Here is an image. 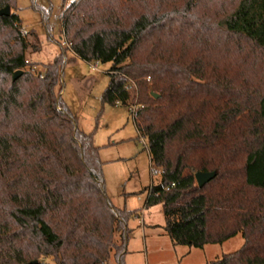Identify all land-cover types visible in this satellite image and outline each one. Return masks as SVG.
Here are the masks:
<instances>
[{"label":"trees","instance_id":"obj_1","mask_svg":"<svg viewBox=\"0 0 264 264\" xmlns=\"http://www.w3.org/2000/svg\"><path fill=\"white\" fill-rule=\"evenodd\" d=\"M6 6L14 11L0 15V264H123L138 211L114 206L100 147L62 100L64 54L40 78L27 58L40 40L23 30L16 0H0ZM32 6L50 32L48 13ZM226 9L76 0L60 21L76 57L111 63L103 103L128 104L126 86L137 84L131 114L162 170L144 206L161 205L173 243L203 247L241 233L244 244L213 264H264L263 85L216 74L223 53H264V0ZM197 171L215 176L199 187Z\"/></svg>","mask_w":264,"mask_h":264},{"label":"rangeland","instance_id":"obj_2","mask_svg":"<svg viewBox=\"0 0 264 264\" xmlns=\"http://www.w3.org/2000/svg\"><path fill=\"white\" fill-rule=\"evenodd\" d=\"M76 0H16V13L23 27L35 31L40 40V50L30 54L28 60L33 69L46 71L44 66L61 53L66 60L61 73L63 84L62 100L77 117L79 129L93 134L94 144L99 148V157L103 162L102 173L105 178L106 192L116 207L138 211L128 225L131 234L124 255L123 264H213L224 255L238 250L244 244L241 233L223 243L206 244L203 247L175 245L165 231V219L160 204L144 206L148 190L157 183L160 176L155 174L146 140L138 130L131 106L137 101V84L128 82L131 100L128 104L117 103L110 106L102 102L101 95L108 86V70L111 63L86 62L74 55L64 36L60 15L65 8ZM186 3L187 0H179ZM234 0H190L195 10L211 13L227 10ZM46 13L50 32L41 20L38 9ZM13 9H10V12ZM14 11V10H13ZM24 31H26L23 28ZM236 46V45H234ZM233 46V47H234ZM242 52L223 53L219 62L224 64L216 74L226 73L228 77H241L258 80L263 85L264 53L245 46ZM36 60V61H32ZM150 82V77L146 76ZM142 215V219H141ZM142 220V222H141ZM55 264L52 259H47ZM110 264L114 259L110 258Z\"/></svg>","mask_w":264,"mask_h":264},{"label":"water","instance_id":"obj_3","mask_svg":"<svg viewBox=\"0 0 264 264\" xmlns=\"http://www.w3.org/2000/svg\"><path fill=\"white\" fill-rule=\"evenodd\" d=\"M10 14V7L6 6L5 8L1 9L0 15H9ZM22 73L21 70H18L17 72L14 73L13 75V80L15 81L18 76ZM155 98L157 95L152 94ZM214 172H202V171H197L194 176L196 178V182L199 187H202L204 184H206L208 181H210L211 178H213L215 175Z\"/></svg>","mask_w":264,"mask_h":264},{"label":"built area","instance_id":"obj_4","mask_svg":"<svg viewBox=\"0 0 264 264\" xmlns=\"http://www.w3.org/2000/svg\"><path fill=\"white\" fill-rule=\"evenodd\" d=\"M43 73H40V78H42L43 77ZM129 85V84H128ZM126 86V88L127 89H129V86ZM136 109V106L135 105H133V106H131V113H133L134 112V110ZM155 166V165H154ZM154 172H155V174H157L158 176H160V174H161V172H162V170H161V168H159V167H156L155 166V170H153Z\"/></svg>","mask_w":264,"mask_h":264},{"label":"crops","instance_id":"obj_5","mask_svg":"<svg viewBox=\"0 0 264 264\" xmlns=\"http://www.w3.org/2000/svg\"><path fill=\"white\" fill-rule=\"evenodd\" d=\"M26 31H27V28H25V27H23ZM32 61L34 62V61H36V60H33L32 59ZM141 219H142V215H141ZM141 222H142V220H141Z\"/></svg>","mask_w":264,"mask_h":264}]
</instances>
